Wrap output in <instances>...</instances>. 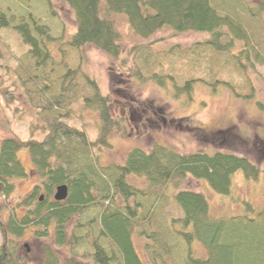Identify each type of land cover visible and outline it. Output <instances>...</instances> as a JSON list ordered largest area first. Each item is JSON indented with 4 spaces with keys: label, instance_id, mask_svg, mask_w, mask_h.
I'll return each mask as SVG.
<instances>
[{
    "label": "trees",
    "instance_id": "16d2710c",
    "mask_svg": "<svg viewBox=\"0 0 264 264\" xmlns=\"http://www.w3.org/2000/svg\"><path fill=\"white\" fill-rule=\"evenodd\" d=\"M61 1L76 25L64 46L63 39L51 35L50 19L56 13L50 0H0V30L13 29L28 48L17 63L12 87L24 88L30 102H36L43 119L36 127L44 133L41 141L16 135L0 140V264H22L18 241L29 231L35 240L47 241L41 264H60L59 252L71 258L68 264L75 260L80 264H264V203L255 209L241 200L240 214L217 218L206 196L178 186L190 177L227 198L236 173L257 181L263 175L261 169L234 153L196 150L183 154L162 144L150 150L135 148L124 162L102 165L95 150L108 147L109 132L119 127L109 98L80 72L78 64H56L51 51L56 44L64 57L93 47L121 68L132 59L131 78L149 80L169 91L168 87L174 97L182 94L189 99L192 87L200 83L212 91L224 85L248 98L224 78L264 64V4L255 7L249 0ZM115 14L123 15L131 32L142 40L164 30L208 33L210 38L187 49L174 46L154 51L149 45H134L124 58L122 35L111 19ZM195 68L204 71L195 72ZM77 76L91 91L79 112L73 107L79 92ZM11 94L0 90L5 98ZM83 111L94 112L101 122L95 142H88L83 131L66 122L79 120ZM21 150L28 152L40 182L15 198L13 181L26 176L18 156ZM132 177L142 178L147 189L133 184ZM61 185L67 187L68 195L56 201L55 191ZM168 201L182 216L167 222L163 210ZM135 237L144 241L146 260L138 254Z\"/></svg>",
    "mask_w": 264,
    "mask_h": 264
},
{
    "label": "rangeland",
    "instance_id": "374dc122",
    "mask_svg": "<svg viewBox=\"0 0 264 264\" xmlns=\"http://www.w3.org/2000/svg\"><path fill=\"white\" fill-rule=\"evenodd\" d=\"M50 1L56 13V16L50 19L51 35L63 39L64 46V39L66 42L75 32L74 16L61 0ZM249 1L255 7L260 3L264 4V0ZM111 19L122 35L124 58L134 45L142 47L149 45L154 51L167 50L174 46L187 49L199 41L210 38L208 33L174 34L164 30L148 40H142L131 32L123 15L115 14ZM262 27L264 28L263 22ZM261 31L264 37V29ZM27 50V46L23 44L16 31L10 28L0 30V90L5 89L13 93L8 98L0 95V140L16 135L25 141L28 139L41 141L44 136L36 127L37 124L43 123L38 105L36 102L34 104L30 102L27 90L12 87L13 81L16 80L17 63L25 56ZM51 51L56 64L60 61L68 67H75L78 64L80 72L95 81L101 94L109 98L112 117L118 121L119 127L109 132L108 147L99 148L100 151H96L98 148H95V154L99 155V162L102 165L120 164L131 150L135 148L150 150L157 144L172 147L183 154L196 150L234 153L246 157L257 165L263 174L261 178L257 181H247L241 172L236 173L232 178L230 197L227 198L219 197L203 181L190 177L180 182L178 186L206 196L211 214L217 218H229L240 214L241 200L250 202L255 209L261 208L264 203V64H254L253 69L236 72L233 78L229 75L224 78L238 88L236 90L240 96L246 94L248 98L235 95L224 85L217 86L212 91L211 88L199 83L192 87L188 99L182 94L174 97L168 87L169 91L149 80L140 82L131 78L129 75L134 71L132 59L121 68L119 62L93 47L81 48L73 55L66 54L64 57L58 54L61 47H56V44L51 45ZM194 71L203 73L204 68H195ZM246 78L251 80L250 86ZM75 80L79 81V92L75 93L73 107L79 112L83 98L90 96L91 91L87 84L81 81V77L77 76ZM149 104L155 109L154 114L149 111ZM80 114L82 117L79 120L72 118L66 122L73 128L83 131L88 142H95L100 134L99 118L91 111H83ZM18 156L25 168L26 176L13 181L15 198L25 196L40 182L28 152L21 150ZM130 180L143 189L148 187L142 178L132 177ZM172 193V187H169L166 191L168 199ZM163 213L167 222L170 217L182 216L172 201H168ZM1 242L0 235V244ZM46 244L47 241L35 240L31 237L30 231L27 232L18 241L22 264H41L42 249ZM143 244L142 238L135 237L138 254L142 260H146L147 254ZM59 254L60 264H68L67 261L71 258L66 255L67 253ZM74 262L80 264L76 260Z\"/></svg>",
    "mask_w": 264,
    "mask_h": 264
},
{
    "label": "water",
    "instance_id": "95a60500",
    "mask_svg": "<svg viewBox=\"0 0 264 264\" xmlns=\"http://www.w3.org/2000/svg\"><path fill=\"white\" fill-rule=\"evenodd\" d=\"M68 189L66 186L61 185L56 188L54 200L56 201H63L67 198Z\"/></svg>",
    "mask_w": 264,
    "mask_h": 264
}]
</instances>
